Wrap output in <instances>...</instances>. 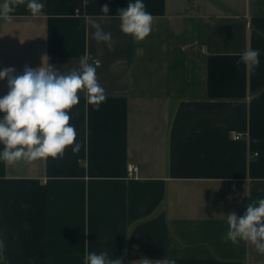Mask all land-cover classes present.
<instances>
[{
	"label": "crops",
	"instance_id": "crops-1",
	"mask_svg": "<svg viewBox=\"0 0 264 264\" xmlns=\"http://www.w3.org/2000/svg\"><path fill=\"white\" fill-rule=\"evenodd\" d=\"M40 2L37 16L26 0L0 17V70L67 75L87 54L106 101L95 110L78 93V153L0 161V264H85L86 250L122 264H264L253 244L224 239L226 216L264 199V0H143L153 23L139 42L118 17L135 0ZM246 49L260 50L254 69L238 64Z\"/></svg>",
	"mask_w": 264,
	"mask_h": 264
},
{
	"label": "clouds",
	"instance_id": "clouds-1",
	"mask_svg": "<svg viewBox=\"0 0 264 264\" xmlns=\"http://www.w3.org/2000/svg\"><path fill=\"white\" fill-rule=\"evenodd\" d=\"M83 2L86 6L88 0ZM25 3L26 0H4L0 5V17L11 19L10 14ZM44 7L40 0H27L26 3L32 16L39 15ZM146 7L143 0H135L119 10L120 30L133 37L135 42L143 41L152 32L153 16ZM100 11L108 15L110 9L106 4ZM91 27L95 29L93 38L97 42H104L111 50L114 44L111 33L105 32L96 22H91ZM259 57V49H246L238 64L242 62L254 69L260 64ZM79 64V70L73 69L67 75H58L51 67L32 69L25 66L19 75L11 67L0 70V80L6 79L9 89L0 98V113H4L0 119V144L4 146L0 151V161L11 165L20 160L32 162L41 158L62 157L64 150L70 146L74 154L80 151L75 127L70 125L69 111L79 103L80 91L86 92L87 103L95 110H99L106 101V95L97 81L96 72L100 62L90 64L85 54ZM128 82H132L130 74ZM226 221V242H249L264 254V199L252 201L243 216L230 213ZM4 248V243L0 241V254ZM84 259L85 264H122L121 259H113L107 252L97 254L86 250ZM166 264H176V261L168 260Z\"/></svg>",
	"mask_w": 264,
	"mask_h": 264
},
{
	"label": "built area",
	"instance_id": "built-area-1",
	"mask_svg": "<svg viewBox=\"0 0 264 264\" xmlns=\"http://www.w3.org/2000/svg\"><path fill=\"white\" fill-rule=\"evenodd\" d=\"M93 62L96 60H92ZM248 137V133H243V132H232L231 134V138L233 140H241ZM257 155V154H256ZM139 171V167L137 164L131 163L127 166V174H128V178L130 179H134L136 178L137 174Z\"/></svg>",
	"mask_w": 264,
	"mask_h": 264
}]
</instances>
